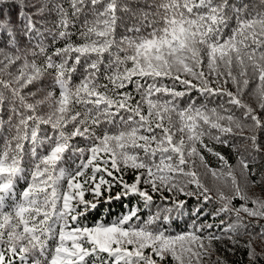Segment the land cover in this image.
<instances>
[{"label": "snow or ice", "instance_id": "obj_1", "mask_svg": "<svg viewBox=\"0 0 264 264\" xmlns=\"http://www.w3.org/2000/svg\"><path fill=\"white\" fill-rule=\"evenodd\" d=\"M260 160L264 0H0V264H264Z\"/></svg>", "mask_w": 264, "mask_h": 264}, {"label": "trees", "instance_id": "obj_2", "mask_svg": "<svg viewBox=\"0 0 264 264\" xmlns=\"http://www.w3.org/2000/svg\"><path fill=\"white\" fill-rule=\"evenodd\" d=\"M257 2H258V0H257ZM12 71H15V68H13ZM3 78L4 79H9V77L7 75H4ZM49 79L50 78H45L42 81L36 82L35 86H29L32 89V91L37 92V96L35 98H30V101H31V99H43L47 95V93L52 90L51 88L48 87V80ZM78 79L79 78L74 80V83L78 82ZM228 87L231 88V90L235 91V88L231 84H229ZM249 87L250 88L254 87V84H250ZM37 89H39V91H37ZM192 95H193V97H198V93L194 92ZM185 99H187V98H185ZM245 99H246V101L248 103H251L255 107V100H254V98L252 96H246ZM199 100H203V97H199L198 102H199ZM206 102L210 103V104L219 103V100L215 99L213 101H206ZM50 103H51L50 100L46 101L45 104L41 106L42 110L47 112L49 110L48 104H50ZM229 107H232V106H229ZM234 111H235L237 116L241 115V110L234 109ZM235 140L238 143V147H240L241 151H243L245 146H244V144L242 142H240V138L236 137ZM205 142L209 143V145L214 147L215 150L222 152L229 159L230 163H232L233 165L236 164V162H237V153L235 151H233L231 148H226V147H224L222 145H216V144H214V142L209 141L207 138H205ZM204 155H205V158H206L207 162L213 168H218L219 167V163H218L216 157L212 156L211 154H209L207 152H205ZM71 163H72L71 160H68L66 162V166H71ZM255 168H256V172H257V176L255 178L259 179L260 175L262 173H264V160L257 161V163L255 165ZM197 169L201 173V179L204 180V182L206 184H208L209 186H212L214 183H216L210 175H204L205 170L199 164L198 161H197ZM225 191H227V190L225 189ZM250 195H255V196L264 195V188H262L261 186H257L254 189L250 190ZM234 203L239 205L241 202L239 200H236V201H234ZM121 211H123V209L121 208L120 203L119 202H115V203H113L111 205L112 214L109 215L108 206L105 205L103 210H102V215L99 216V219H114L115 218V214L120 213ZM92 222H93V215H90L89 218H88L87 223H92ZM253 223H255V221H253ZM262 223H264V221H262ZM242 239H247V237H242ZM257 243H259V242L257 241ZM216 247L221 250V254L222 255H225V254L227 255V258L230 261V264H240V262L245 259L242 250L237 251L235 254L225 253L223 251L224 243L222 241L221 242H216Z\"/></svg>", "mask_w": 264, "mask_h": 264}]
</instances>
